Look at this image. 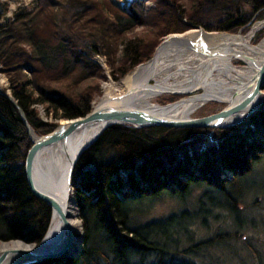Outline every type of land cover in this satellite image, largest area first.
Segmentation results:
<instances>
[{"label": "trees", "instance_id": "obj_1", "mask_svg": "<svg viewBox=\"0 0 264 264\" xmlns=\"http://www.w3.org/2000/svg\"><path fill=\"white\" fill-rule=\"evenodd\" d=\"M148 1L151 7L131 0L119 8L111 0H34L32 8L8 17L0 0V74L8 80L0 91V242L37 245L43 239L51 210L27 184L24 162L33 139L26 124L41 136L61 120L88 114L102 94L97 57L118 81L149 61L168 35L195 29L236 34L264 20V0ZM262 181L264 98L225 128L109 126L81 153L71 175L81 252L31 264H176L178 254L234 249L231 240L240 231L254 230L245 213L263 200ZM196 190L192 208L150 218L153 204L164 198L181 203ZM212 221L218 222L210 232ZM199 229L210 234L202 238Z\"/></svg>", "mask_w": 264, "mask_h": 264}, {"label": "bare ground", "instance_id": "obj_2", "mask_svg": "<svg viewBox=\"0 0 264 264\" xmlns=\"http://www.w3.org/2000/svg\"><path fill=\"white\" fill-rule=\"evenodd\" d=\"M261 26H264V22L255 25L251 32L244 36L214 34L203 30L167 36L149 61L139 65L117 83L106 85L95 108L132 109L161 120L180 121L190 118L198 107L208 101L224 102L229 106L239 104L252 92L256 73L264 62V39L256 46L249 43L253 33ZM234 58L240 59L246 65L236 69L232 64ZM198 89H201L199 94L196 93ZM164 93L188 96L167 106L153 101ZM262 101V95L257 96L245 110L224 120L222 126L240 123ZM100 130L101 127L97 126L86 127L65 141H58L40 150L33 165L32 176L35 185L54 196L75 233L81 229V223L69 187L70 168L79 152ZM28 134L33 141L38 140L33 131ZM65 242L64 224L52 210L48 231L38 249L54 251ZM21 243L24 242H2L0 253L4 250L24 248ZM73 245L75 247L72 250L75 251L81 247L79 238L73 241ZM21 262V257L12 255L3 264Z\"/></svg>", "mask_w": 264, "mask_h": 264}, {"label": "water", "instance_id": "obj_3", "mask_svg": "<svg viewBox=\"0 0 264 264\" xmlns=\"http://www.w3.org/2000/svg\"><path fill=\"white\" fill-rule=\"evenodd\" d=\"M263 86H264V62L262 63L261 67L256 73L254 88L252 92L249 94V96H247L239 104H235L232 106H229L227 104L226 107L223 108L222 110L214 114L208 115V116L199 117V118L198 117L188 118V119H184L180 121H170V120H161V119L155 118L148 113L138 111V110L124 109V108L97 109L94 107L84 117H79V118L71 119V120H65L64 121L66 122L65 124H59L52 132L44 136L36 135L38 137V140L32 141V146L28 150L26 157H25V162H24L27 184L29 186L30 192L35 197H37L38 199L46 203L49 206L50 210L51 211L54 210L57 213V215L60 217L65 227L66 242L63 246H61L59 249H56L54 251H40L38 247L41 245L43 239L45 238L46 233L48 231L47 229L43 239L38 245L21 243L24 248L2 251L0 253V264H3L12 255L21 257L23 262H21L20 264H31V263H35V262H39L43 260L58 259L64 255L71 257V258H76L77 255L81 252V247L77 248L76 251L72 250V248L75 247L73 245V241L77 237L75 236V232L72 230V228L66 221L65 215L63 214L54 196L50 194L49 192L38 188L33 181V176H32L33 168H34L33 165H34L36 156L40 150L50 145H53L54 143L58 141H65L75 132L81 129H84L86 127H90V126L101 127L99 134L79 152L76 159L73 161L71 168H70V174H69L71 178L72 171H73L74 165L78 157L109 126L129 125V126H133L136 128H143V127H150V126H163V127H176V128H191V127L225 128L224 126H222V123L224 122V120H226L227 118L231 117L232 115L236 113H239L245 110L257 96L262 95V99L264 98ZM3 95L6 96L10 101H12L11 97H9L8 95L4 93ZM183 99L185 98H181L170 104H174ZM170 104H167V105H170ZM167 105H164V106H167ZM259 105L257 106V108L259 107ZM252 112H250L248 115H250ZM22 118L25 121V118L23 115H22ZM227 127H230V125ZM26 128L28 132L32 131V129L27 124H26ZM69 187L72 193V186H71L70 180H69ZM79 240H80V243L82 244V238H79Z\"/></svg>", "mask_w": 264, "mask_h": 264}, {"label": "rangeland", "instance_id": "obj_4", "mask_svg": "<svg viewBox=\"0 0 264 264\" xmlns=\"http://www.w3.org/2000/svg\"><path fill=\"white\" fill-rule=\"evenodd\" d=\"M2 1L6 3V7H7L6 16L10 17L12 13L20 7L32 8L34 0H2ZM111 1L115 6H118L119 8L121 5H124L127 2V0H111ZM146 1H147L146 2L147 6L151 7L152 6L151 2H149L148 0ZM261 22H264V20L253 21L245 31L240 30L235 35L237 34H240L243 36L248 35L251 32L252 28L257 24H260ZM195 30H199V29H195ZM189 31H186L185 33H182V34H186ZM182 34H179V35H182ZM214 34H216V32H214ZM219 34H223V33H219ZM225 34H229V33H225ZM171 35H175V34H171ZM231 35H234V34H231ZM166 37H164L161 40L160 44ZM263 39H264V26H261L253 33V35L250 38L249 43L252 46H256ZM96 60L99 62L101 67L104 69V73H103V79L99 80V86H100L102 94L99 98H97L92 103V109L95 107L96 102H98V100H100V98L103 96L105 86L109 84L117 83L120 80V79L118 81L111 80V77L109 74L110 73L109 67L106 63V60L103 57H98L96 58ZM232 64L236 69H241L242 67L246 65L243 61H241L240 59H236V58L232 60ZM6 87H8V80L4 74H0V91L1 89H6ZM196 93L197 94L201 93V89H198ZM4 94L8 95L9 90H6ZM172 95H177L178 96L177 99L172 102H166L169 96H172ZM187 96L188 95L164 93L154 98L153 101L161 106H164V105L173 103L181 98H185ZM226 105L227 103H224V102H217L215 100L208 101L206 103H203L200 107H198L190 115V118H196V117L199 118V117H204V116L214 114L222 110L223 108H225ZM36 109L40 117L42 118V120L44 121L50 120L49 117L46 115L44 108L40 106L38 107L36 106ZM64 121L65 120H61L60 122H64ZM34 134L37 135L35 132ZM37 136H40V135H37ZM41 136H44V135H41ZM262 184L263 186L262 188L259 189V191L261 193L260 195L263 198V200L258 197L256 199L257 206L248 207L247 209L248 213H245L246 216L250 217L251 219L255 221L254 230L247 229L242 232L240 231V233L237 235V238L234 237V239L231 240V243L233 244L232 246L234 247V249H231V248L229 250L228 249L227 250L205 249L201 253V255L200 254L199 255L190 254V255H186V258H182L178 254L179 257H177V260L175 259V263L180 264L181 259H185L186 263L188 264H264V181H262ZM259 191L255 189H251L250 193L259 195ZM197 193H198L197 190L194 191L191 196H189L184 202H181V203L177 202L174 199L164 198L160 202H157L152 205V208L150 211V218L162 217L167 214L177 212L178 210H180L181 208L185 206L192 208L197 199ZM245 201L247 204H249L248 202H250V198H247ZM217 222L218 221L211 222L212 230H209L210 232L213 231V229L216 227ZM224 226L226 228L228 227L227 222L224 224ZM209 231H207V229L206 230L199 229V232H200L199 234L200 235L202 234V238H203L204 236H207L210 234L208 233ZM75 235L77 238H81L82 227L80 230L76 231ZM230 236L233 237V234L231 233ZM81 250H82V244H81Z\"/></svg>", "mask_w": 264, "mask_h": 264}, {"label": "built area", "instance_id": "obj_5", "mask_svg": "<svg viewBox=\"0 0 264 264\" xmlns=\"http://www.w3.org/2000/svg\"><path fill=\"white\" fill-rule=\"evenodd\" d=\"M128 1H129V0H127V2H126L124 5H121V4H120V5H121L120 8H126V7L128 6V4H129V2H130V1H129V2H128ZM97 58H98V57H97Z\"/></svg>", "mask_w": 264, "mask_h": 264}]
</instances>
